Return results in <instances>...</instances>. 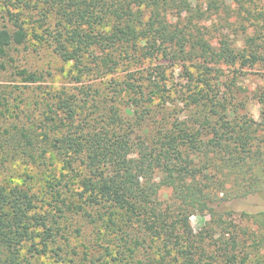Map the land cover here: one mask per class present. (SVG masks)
I'll return each instance as SVG.
<instances>
[{"label":"trees","instance_id":"1","mask_svg":"<svg viewBox=\"0 0 264 264\" xmlns=\"http://www.w3.org/2000/svg\"><path fill=\"white\" fill-rule=\"evenodd\" d=\"M30 2L0 0L5 9L0 18L10 24L0 25V59L27 41L20 15ZM255 2H44L58 19L54 50L79 75L87 70L110 74L119 64L131 66L140 58L159 57L161 62L107 83L113 95L127 98L129 118L98 94L86 96L81 104L66 94L51 98L40 155L61 158L68 173L79 170L74 176L77 203L65 197L60 183L48 185L50 202L43 198L46 191L33 190L31 182L0 186V264H42L43 258L69 264L64 262L68 238L56 229L58 218L76 211L91 219L89 209L95 207L96 217L108 214L112 226L119 221L139 224L160 242L162 258L171 257L176 264H264V210L240 212L239 224L223 223L233 212L217 210L222 201L264 190V83L253 92L260 107L259 120L253 121L236 101L242 88L233 82L243 70L264 68V7ZM213 16L225 25L209 24ZM232 17L235 22L229 23ZM225 28L236 35L242 32L240 42L223 32ZM32 36L41 38L35 31ZM96 48L103 58L94 55ZM163 62H187L184 83L172 87ZM225 69L232 75L222 80ZM17 75L28 83L40 79L24 69ZM89 101L93 113L85 114ZM178 101L181 109H176ZM21 137L37 153V142L26 134ZM40 155L31 159L35 162ZM166 189L174 204H192L209 216L218 233H195L187 216L162 208L158 197ZM45 207L60 215L54 218ZM229 225L232 230L225 232ZM129 241L132 247L120 259L112 258L116 264H123L138 247V239ZM105 252L111 255L109 247Z\"/></svg>","mask_w":264,"mask_h":264},{"label":"rangeland","instance_id":"2","mask_svg":"<svg viewBox=\"0 0 264 264\" xmlns=\"http://www.w3.org/2000/svg\"><path fill=\"white\" fill-rule=\"evenodd\" d=\"M45 1L31 0L28 4L29 8L20 15L23 27L28 33L27 41L20 46L10 48L6 56L0 59V65H2L0 67V186L11 187L31 182L32 187H34L33 190L42 191L43 193L46 191L43 198L49 201L47 199L50 197L48 185L60 183V186H64L63 190L66 191L65 197L76 204L77 197L74 189L77 186V179L74 176L79 174V170L76 169L68 173L62 168L61 158L50 157L48 153L45 156L40 155L41 146L44 145V116L47 107L53 102L51 98L66 94L72 96L77 103L81 104L82 99L86 96L90 98V96L98 94L110 105L123 110L121 114L129 118L126 110L127 98L113 95L111 85L107 83L110 79L121 78L132 71L153 67L161 60L159 57L153 59L140 58L138 63L131 66L119 64L110 74H95L87 70L79 75L74 69L73 63L71 61L64 62L54 50L56 47L54 38L57 36L55 27L58 19L53 12L44 8L46 6ZM255 1V3H258L257 7H264V0ZM4 10L3 5L0 4V17ZM211 21L217 23L216 25H219V23L225 25L215 16L211 17V20L208 21L209 24ZM228 21L229 23L235 22L234 17L228 19ZM3 24L10 26L7 21L0 18V25ZM248 24L245 23V25ZM33 31L41 35L39 40L33 38ZM223 32H229L232 39L237 40L238 43L240 42L242 32L239 31L236 35L232 32V29L228 30L226 28L223 29ZM212 35L214 37L216 32H213ZM212 41H215V39ZM142 45L143 42L138 43V48H141ZM94 55L103 58V51L96 48ZM117 56L115 55V57ZM89 61L92 63L93 58L91 57ZM163 64L167 69L168 79L172 87L184 83L185 68L183 65H186L187 62H177L175 64L163 62ZM22 69L40 77L39 81L35 83L25 82L21 76L17 75V72ZM243 71L245 74L241 73L242 77L235 74L233 79V82L241 87L243 91L240 92V96L236 101H240L241 107H243L242 111L249 118L258 121L260 107L256 98H254L253 92L264 83V68L258 67ZM231 75L232 73L225 69L222 71L220 78L222 80L228 79ZM178 104L176 109H181V102L178 101ZM86 107L85 114H92L91 101L86 103ZM23 134L37 142V153L35 148L31 151L26 146L21 137ZM133 142L136 143V140L133 139ZM131 153L133 151L129 152L128 155L132 156ZM37 154L40 156L34 162L31 157ZM158 200L162 208L170 207L169 212L175 211V213L179 212L187 216L195 233L202 229H206L211 233L214 229L210 217L199 213L196 206L189 203L174 204L169 190H161ZM45 208L51 211L54 218L60 215L54 212L51 207ZM97 208L89 209L91 214L94 215V218L91 219L85 217L82 212L76 211L65 212L63 217L58 218L56 229L60 230L59 233L63 237L68 238V247L64 248L67 252V255L64 256V262L71 261L69 264H116L112 258L117 257V259H120L121 252L125 251L126 247H132L134 240L130 244V238H136L139 241L138 247L129 256L131 259L126 258L123 264H176V260L171 259V257L162 258L164 251L161 250L160 242L151 236H147L139 224L132 222L124 224L119 221L118 226H112L108 222V214H103L102 218L96 217ZM223 209L233 212L231 216H224L223 223L239 224L240 212L254 213L264 210V190L246 199L222 201L217 210L221 211ZM227 228L228 230L225 232L232 230L230 225ZM213 232L218 233L217 229H214ZM122 235L123 239L119 240ZM101 236L103 237L102 240H100ZM217 237L218 234L214 235L215 239ZM106 247H109L111 254L109 256L106 255ZM261 254H264L263 249L260 251ZM41 263L60 264L59 261L54 262L50 258H43ZM212 264L222 263L216 260Z\"/></svg>","mask_w":264,"mask_h":264}]
</instances>
